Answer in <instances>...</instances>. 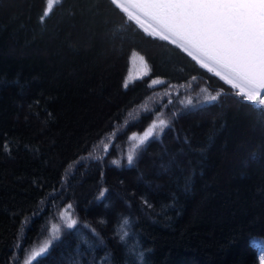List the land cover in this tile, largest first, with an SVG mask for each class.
I'll return each instance as SVG.
<instances>
[{
  "label": "trees",
  "instance_id": "16d2710c",
  "mask_svg": "<svg viewBox=\"0 0 264 264\" xmlns=\"http://www.w3.org/2000/svg\"><path fill=\"white\" fill-rule=\"evenodd\" d=\"M236 93L111 0H0V264L62 209L31 264H259L264 109ZM153 96L172 120L141 143Z\"/></svg>",
  "mask_w": 264,
  "mask_h": 264
},
{
  "label": "snow or ice",
  "instance_id": "6c2138e0",
  "mask_svg": "<svg viewBox=\"0 0 264 264\" xmlns=\"http://www.w3.org/2000/svg\"><path fill=\"white\" fill-rule=\"evenodd\" d=\"M111 2L121 7L120 0ZM129 3L152 22L150 36H159L161 41L182 49L201 68L214 72L237 89V96L264 109V0H129ZM206 99L215 102L218 97L210 95ZM161 126H165L163 121ZM132 163L133 156L129 155L128 164ZM75 226L76 221L70 220L68 228ZM257 243L264 241L254 239L253 244ZM46 251L43 248L33 253V259ZM258 262L264 264V251L259 253Z\"/></svg>",
  "mask_w": 264,
  "mask_h": 264
},
{
  "label": "rangeland",
  "instance_id": "374dc122",
  "mask_svg": "<svg viewBox=\"0 0 264 264\" xmlns=\"http://www.w3.org/2000/svg\"><path fill=\"white\" fill-rule=\"evenodd\" d=\"M121 7L123 9L127 8V13H130L133 17H135L139 22L143 23V26L145 27L146 32L153 31V24L141 17L137 12H135L133 9L128 7L123 1L120 0ZM145 68L141 61L137 60L135 61L133 65V69L131 71L132 77H137L141 73H144ZM214 73V72H213ZM230 85V84H229ZM238 91L237 89H235ZM174 99V98H173ZM173 99L167 98V101H163V97L159 96H153L151 99L148 100V102L143 105L139 110L140 113H149L158 111L154 115V121L152 125L147 129V131L140 137V142L143 140L144 142L152 137L159 138L162 131L166 126H168L172 120V117L169 116V112L167 111L168 106H172L174 104ZM177 102L181 105L185 104L187 101L184 99H178ZM172 108V107H171ZM161 121L164 122L165 126H161ZM36 127L39 129L44 128V124L42 121V117H37L36 120ZM155 125V127H154ZM151 129V133L149 134V130ZM148 134L147 139L145 138V135ZM129 155H132L130 153ZM128 155V156H129ZM70 220H73L68 212H66L64 209L56 211L52 218L47 222L46 227L43 230L42 236L39 238L37 242H35L27 251L26 258H25V264H31L33 261H35L38 257L33 259V253L40 252L41 249L46 248L47 251L41 253V256L46 254L49 249L51 248L52 244L62 235V233L68 228V223ZM258 247V255L261 251H264V243L257 244Z\"/></svg>",
  "mask_w": 264,
  "mask_h": 264
},
{
  "label": "water",
  "instance_id": "95a60500",
  "mask_svg": "<svg viewBox=\"0 0 264 264\" xmlns=\"http://www.w3.org/2000/svg\"><path fill=\"white\" fill-rule=\"evenodd\" d=\"M123 1L126 5H128L131 9H133L135 12H137L141 17H143L144 19H146L147 21H149L150 23H152L148 18H146L145 16H143L142 14H140L137 9L135 8L134 5H132L131 3H129V0H121Z\"/></svg>",
  "mask_w": 264,
  "mask_h": 264
},
{
  "label": "bare ground",
  "instance_id": "6f19581e",
  "mask_svg": "<svg viewBox=\"0 0 264 264\" xmlns=\"http://www.w3.org/2000/svg\"><path fill=\"white\" fill-rule=\"evenodd\" d=\"M129 7V6H128Z\"/></svg>",
  "mask_w": 264,
  "mask_h": 264
}]
</instances>
